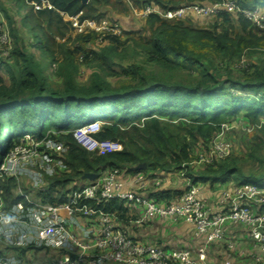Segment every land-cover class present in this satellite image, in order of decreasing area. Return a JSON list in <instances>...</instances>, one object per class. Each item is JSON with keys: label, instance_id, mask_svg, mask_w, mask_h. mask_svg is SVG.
<instances>
[{"label": "trees", "instance_id": "16d2710c", "mask_svg": "<svg viewBox=\"0 0 264 264\" xmlns=\"http://www.w3.org/2000/svg\"><path fill=\"white\" fill-rule=\"evenodd\" d=\"M25 1L32 3L26 21L33 17L35 28L41 30L43 24L49 27L43 33L45 40L37 35L36 43L49 54L51 63L59 62L56 73L61 82L51 81L13 29L11 60L0 59L4 71L0 74V164L16 144L31 135L38 140H60L67 147L63 157L66 169L46 176L51 190L80 180L86 172L117 168L120 173L125 170L144 177L184 170L190 183L196 185L225 181L264 185V172H246L241 164L245 159L233 154L199 171L191 164L196 143L210 145L224 125L238 116L256 124L262 136L258 145L264 142V64L242 60L245 49L264 41V28L244 10L259 11L264 0H235L237 12L221 7L214 22L202 27L190 19L171 21L151 12L141 30L147 36L139 30H127V39L115 33L101 34L108 43L95 49L86 43L97 34H79L75 46L60 44L62 58L51 50L50 42L56 35L64 37L70 29L72 21L65 15L100 21L113 10L129 13L148 6L166 10L223 0ZM0 11L11 24L13 17L1 1ZM187 14L208 17L193 11ZM129 44L142 60L124 65L121 61L128 55ZM78 56L93 68L85 82L78 79L82 64ZM111 76L121 81L116 84ZM95 120L102 121L96 136L118 141L122 149L96 154L78 142L74 131ZM143 162L145 168L134 169ZM16 179L0 176V195L6 208L21 199L13 193ZM183 192L157 187L148 194L160 202H171ZM129 206L119 197L103 203L105 211L117 212L122 220H126ZM31 247H22V251Z\"/></svg>", "mask_w": 264, "mask_h": 264}, {"label": "built area", "instance_id": "2783aa9c", "mask_svg": "<svg viewBox=\"0 0 264 264\" xmlns=\"http://www.w3.org/2000/svg\"><path fill=\"white\" fill-rule=\"evenodd\" d=\"M36 7L39 5L36 4ZM221 7L234 12L239 10L235 0H223L210 5L189 4L166 10L148 6L142 9V13L147 15L157 12L171 19L186 15L189 11L199 15H216ZM244 12L264 28L263 17L259 15L258 9ZM77 18L70 17L71 21ZM89 23L95 24L94 19ZM105 24L106 21L103 27L111 26L112 33L120 32L119 21H114L110 26ZM101 127L99 120L90 121L78 127L74 136L84 148L97 154L122 149L120 142L96 136ZM30 138L33 137L27 135L6 154L0 164V176L18 178L21 170H32L35 159L39 160L38 167L45 171L37 172L39 175L32 189L13 192L21 199L10 208L5 207L0 195V237L6 244L21 246L56 244L63 252L52 258L28 260L0 255V264H106L108 261L122 264H218L209 259L208 250L216 242L229 241L225 233L228 223L244 225L253 241L252 256L256 264H264V185L254 182L235 185L231 191L222 194L218 211L213 210L201 195L199 185L189 186L176 200L160 202L143 191L145 184L142 174L132 175L125 170L120 173L118 168L102 170L93 180H72L51 190L46 176L57 173L56 167L66 169L63 157L67 147L64 142L52 138L41 140L46 141L42 145L29 142ZM231 145L229 141L215 142L212 157L216 160L225 158L232 151ZM140 181L143 185L137 188L132 186ZM114 197L125 199L131 207L141 209L134 220L137 225L155 216L183 219L194 226L201 243L170 249L142 243L128 230L116 225L113 212L103 209V203ZM79 215L94 216L98 221L96 229L86 232L90 241L78 238L68 228ZM229 246L232 248L233 244L229 243ZM226 255L219 264H238L230 253Z\"/></svg>", "mask_w": 264, "mask_h": 264}, {"label": "rangeland", "instance_id": "374dc122", "mask_svg": "<svg viewBox=\"0 0 264 264\" xmlns=\"http://www.w3.org/2000/svg\"><path fill=\"white\" fill-rule=\"evenodd\" d=\"M0 1L9 10L11 16L13 17V22H11L10 24L7 17L3 15L0 11V22H1L0 23V59L11 60L10 56L12 54L11 52L14 48V42H15V38H14L15 35L13 34L14 32L13 29H15V32L20 40V43L24 44L27 50L30 51L35 56L36 60L39 62L40 66L49 76L51 81L55 83L61 82V77L58 76L57 74L58 72L56 73V69L59 66V62L51 63L49 54L46 52H42V49L40 48V46H37L36 43L37 35L41 40H45V35H43V33L47 31L49 27L43 24L41 30H39L37 27L35 28L33 17H30V19L28 17L29 22L26 21V17L28 16L32 3H28V2L26 3L25 0H0ZM124 14H128V13H124ZM259 15L264 17V8L263 10L262 9L259 10ZM140 17H142V19L145 20L143 16L140 15ZM65 18L70 19L68 15H65ZM215 18L216 16L212 14L208 15V17H200V16L193 17L192 14H186L178 18L177 17L171 18L170 20L175 21L178 19H183L187 21L190 19L193 25L202 27L210 23H213ZM142 19L141 18L137 19L134 24L130 26H126L128 29H123V26H121L120 23V32L118 34L121 36V38L127 39L126 38L127 30H132V31L139 30L140 32L139 34L147 36L145 32H141V30L145 28V22H143ZM113 20L114 17H112L111 14L105 15V17L102 18L100 21L94 20L95 24L89 23V21H93V19H88V21L86 19L82 21H80L78 18L72 19L70 29H68L66 35L64 37H60L56 35L55 41L50 42V48L58 58H62L63 53L60 44L65 43L67 44V46H75L77 44L76 37L79 34H87L92 32L97 34V36L89 43H86V46L99 49L108 43L107 41L103 40L102 36L100 35L103 33L104 34L112 33V28L110 25L111 23L114 22ZM104 21H106L105 25L107 26L109 25L110 27L108 28L103 27ZM134 47L135 46L133 44H129L127 46L128 50L126 52L128 55L124 59H122L121 61L122 64L127 65L128 63L133 62L134 60H140V61L142 60V58H138V55L135 54L136 52L133 49ZM244 54L245 55L242 56L243 57L242 60L248 61L253 64H258V63L264 64V41L259 42V45H256L252 48L245 49ZM79 62H81L82 64L80 67V73L78 74V79L85 82L91 77L93 68L88 66L86 63L82 62L81 57H79ZM117 69L121 70V66L120 65L117 66ZM235 72L238 73V71ZM3 73L4 71L1 69V65H0V74ZM111 80H113L114 83L116 84L117 82L121 81L118 78V76H111ZM100 122L102 123V121ZM260 134L261 132L256 126V124H254L249 118L245 116H238L224 125L222 132H220L216 136L213 143H211L210 145L202 141L196 143L195 149L193 151V162L191 164L194 166V170L199 171L202 170L209 163H215L217 161H220L221 159L216 160L214 159V157H212V149H213L212 146L213 144H215V142L229 141L232 144L231 145L232 151L229 155L233 154L234 156L244 158L245 160L242 161L241 164L243 165V168L246 172H255V173L264 172V161H261L260 159V158H264V142H262L261 145H258V143H260L259 142L260 138H262ZM29 142H37L42 145L46 141L30 138ZM251 153L253 155H250ZM201 156H204V159H201ZM38 165H39V160L35 159V163L32 165L31 171L24 172V170H21V172L18 173L19 177L16 179L17 186L14 187L13 192L17 193L20 191H25L30 188L32 189V187L34 186V182L37 180L36 178H38L37 176L39 175L37 174V172H39V170L45 171L44 169L39 168ZM56 170L59 171L58 173L60 172L62 173L61 169L57 167ZM166 174L169 176V172H167ZM178 175L179 172L170 175L171 184L167 183L166 180L167 177L165 175H161V179L158 183L159 187L169 188L166 186L174 185L184 189L183 187L184 185L182 183L183 181H181L182 178ZM234 187L236 186L234 184H231L229 187H227L225 191H231ZM209 205L211 204L209 203ZM228 252L232 256L234 252L233 247L230 248Z\"/></svg>", "mask_w": 264, "mask_h": 264}, {"label": "crops", "instance_id": "0c3cea01", "mask_svg": "<svg viewBox=\"0 0 264 264\" xmlns=\"http://www.w3.org/2000/svg\"><path fill=\"white\" fill-rule=\"evenodd\" d=\"M263 10V8H262ZM112 17L118 19L122 26H130L135 23L137 19H142L144 17L146 21V15L142 13V9H133L128 14L118 13L115 10L111 11ZM70 17V16H68ZM133 19V20H132ZM128 29V28H127ZM205 168V167H204ZM203 168V169H204ZM184 170H176L169 172V176L165 173L167 177V183L171 184L170 175L179 172V175L183 181L184 189L188 188L191 185L189 178L184 172ZM182 173V174H181ZM161 179V176L158 174L155 177H144V186L142 187L143 191L149 193L150 191L155 190L158 185V181ZM185 183V184H184ZM150 184V185H149ZM231 184L238 185L234 181H225V182H215V183H199L200 193L205 199L211 204L213 210H220V199L224 191ZM140 185H143V182H137L132 185L137 188ZM130 187V186H129ZM169 188L183 189L174 185H167ZM183 189V190H184ZM141 209L137 207L129 206L127 214L131 217L126 220L119 218L117 212L114 213V221L116 225L120 228L128 230L130 234L137 240H140L142 243H151L161 245L167 249L170 248H181L189 246L199 245L200 239L196 235L195 228L192 224L186 222L183 219H176L171 217H153L149 222L137 225L134 221L140 214ZM134 218V219H132ZM98 226V221L96 217H85L79 215L74 223L69 224L68 228L71 233L77 236L80 239H86L90 241V237L86 235V232H92ZM225 233L228 237V242H216L212 244L209 248L208 254L209 259L214 263H221L222 260L227 256L228 250L231 248L229 243L233 244V254L232 257L235 259L238 264H256L253 256V241L246 232V228L241 223H228L225 227ZM32 246L29 249L22 251L21 245L6 244L5 240L0 237V255L7 257H17L22 260H28L30 258H52L59 256L63 249L58 245H43V246ZM106 264H122L119 262L108 261Z\"/></svg>", "mask_w": 264, "mask_h": 264}, {"label": "water", "instance_id": "95a60500", "mask_svg": "<svg viewBox=\"0 0 264 264\" xmlns=\"http://www.w3.org/2000/svg\"><path fill=\"white\" fill-rule=\"evenodd\" d=\"M88 0H82V2H87ZM146 167V163H139L137 164L134 169H141V168H145ZM98 176L97 172H86L84 173V175L82 176L83 179H89V180H93Z\"/></svg>", "mask_w": 264, "mask_h": 264}]
</instances>
